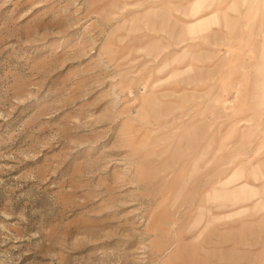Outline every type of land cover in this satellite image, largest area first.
Returning a JSON list of instances; mask_svg holds the SVG:
<instances>
[{
    "label": "rangeland",
    "instance_id": "obj_1",
    "mask_svg": "<svg viewBox=\"0 0 264 264\" xmlns=\"http://www.w3.org/2000/svg\"><path fill=\"white\" fill-rule=\"evenodd\" d=\"M0 264H264V0H0Z\"/></svg>",
    "mask_w": 264,
    "mask_h": 264
}]
</instances>
